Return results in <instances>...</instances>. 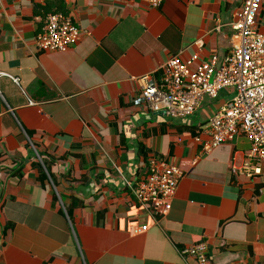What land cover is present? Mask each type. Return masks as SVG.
Returning a JSON list of instances; mask_svg holds the SVG:
<instances>
[{
    "label": "crops",
    "instance_id": "1",
    "mask_svg": "<svg viewBox=\"0 0 264 264\" xmlns=\"http://www.w3.org/2000/svg\"><path fill=\"white\" fill-rule=\"evenodd\" d=\"M243 3L0 0V264H197L179 250L199 243L208 264H264V176L236 171L249 142L201 153L205 126L231 93L172 120L141 96L175 56L222 62L238 42ZM56 13L80 40L40 51L35 40ZM258 22L264 29V0ZM155 160L183 171L164 217L140 209L129 187Z\"/></svg>",
    "mask_w": 264,
    "mask_h": 264
},
{
    "label": "built area",
    "instance_id": "2",
    "mask_svg": "<svg viewBox=\"0 0 264 264\" xmlns=\"http://www.w3.org/2000/svg\"><path fill=\"white\" fill-rule=\"evenodd\" d=\"M131 2L159 9L164 0ZM262 3L263 0H244L232 24L238 42L222 62L216 58L203 61L195 55L188 59L175 56L162 66L160 78L141 91L145 108L170 120L194 115L204 97L213 100L221 92H230V100L215 111L205 126L209 141L202 144L201 153L209 155L222 144L244 137L250 149L236 171L250 179L264 176V29L258 22ZM80 36L69 16L49 14L35 43L43 52H66L77 45ZM182 178L179 166L155 160L147 175L135 187H129L140 209L164 217L171 211ZM140 232L139 228L134 233ZM179 254L197 264L209 262L206 243L184 247Z\"/></svg>",
    "mask_w": 264,
    "mask_h": 264
},
{
    "label": "trees",
    "instance_id": "3",
    "mask_svg": "<svg viewBox=\"0 0 264 264\" xmlns=\"http://www.w3.org/2000/svg\"><path fill=\"white\" fill-rule=\"evenodd\" d=\"M59 5H60V2H59ZM59 11H65L62 7H58V6H55V11H53L54 13L55 12H59ZM174 128V129H176L178 132H181V133H184V132H186V127L187 126H185V127H181V126H171V128ZM189 128H191V127H189ZM194 129V128H193ZM191 134L193 135V136H195L196 135V131H194V130H192L191 129ZM75 148H77V147H75ZM52 161H54V160H52ZM44 165H45V168H46V170H47V173L49 174V177H50V179L53 181V183L54 184H56V177L52 174V172H51V166H50V164L48 163V162H44ZM40 179H41V181L42 182H46L47 181V175H46V173L45 172H42L41 173V176H40ZM76 202H79L78 201V199L77 198H73L72 199V205H73V207H75L76 206ZM70 210H72V209H70ZM227 247H225V249H226Z\"/></svg>",
    "mask_w": 264,
    "mask_h": 264
}]
</instances>
